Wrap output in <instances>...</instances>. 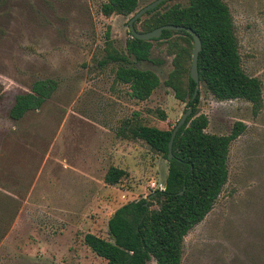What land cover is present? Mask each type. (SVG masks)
<instances>
[{
    "label": "rangeland",
    "instance_id": "obj_1",
    "mask_svg": "<svg viewBox=\"0 0 264 264\" xmlns=\"http://www.w3.org/2000/svg\"><path fill=\"white\" fill-rule=\"evenodd\" d=\"M104 1L0 0V264H105L83 235L109 239L113 211L147 198L150 181L164 184L163 155L119 130L175 125L186 102L163 81L172 69V42L184 43L171 33L150 40L147 60L127 55L128 65L159 80L145 100L133 98L115 80L116 64L101 62L105 32L125 54L128 19L151 0L109 16L100 11ZM185 1L165 0L158 10ZM223 2L241 66L260 81L262 106L254 114L248 101L215 99L198 82L195 112L206 116L205 132L227 134L236 121L245 128L229 144L227 180L213 206L183 237L181 264H264V0ZM134 28L140 31L138 23ZM190 57L191 47L188 74ZM46 78L55 82L46 100L11 120L14 96ZM109 166L125 170L113 185L102 180Z\"/></svg>",
    "mask_w": 264,
    "mask_h": 264
},
{
    "label": "trees",
    "instance_id": "obj_2",
    "mask_svg": "<svg viewBox=\"0 0 264 264\" xmlns=\"http://www.w3.org/2000/svg\"><path fill=\"white\" fill-rule=\"evenodd\" d=\"M137 1L105 0L100 11L104 16L128 15L135 10ZM163 3L146 11L143 18L134 21L133 26L138 23L142 32L164 24L192 29L200 40L198 82L215 99L248 101L256 114L262 106L261 84L258 78L246 74L241 66L231 16L223 0H186L183 4L175 2L159 11ZM171 33L180 36L184 44L178 46L172 42V69L163 83L172 90L176 99L191 107V113L173 137L170 158H167V142L171 129L140 124H124L126 128H120L122 137L139 139L150 150L163 155L167 170L163 189L153 190L147 195V200H131L113 211L107 219L109 239L91 233L83 235V244L104 259L105 264H146L150 259L155 264H181L183 237L213 206L227 180L229 144L245 128L242 122L236 121L227 134L204 131L207 118L195 112L198 94L196 92L190 99L195 84L185 66L192 46L191 36L184 30H162L154 40H167ZM129 36L125 40L126 52L122 54L111 47L106 31L105 56L101 62H114L115 80L127 85L133 98L145 100L158 86V77L150 70L128 65L127 55L136 61L147 60L150 40L136 39L130 33ZM54 87L55 82L51 79L34 80L28 92L14 96L8 117L18 120L27 111L39 108ZM124 174L125 170L109 166L102 180L113 185ZM153 204L156 207H152Z\"/></svg>",
    "mask_w": 264,
    "mask_h": 264
},
{
    "label": "water",
    "instance_id": "obj_3",
    "mask_svg": "<svg viewBox=\"0 0 264 264\" xmlns=\"http://www.w3.org/2000/svg\"><path fill=\"white\" fill-rule=\"evenodd\" d=\"M163 1H165V0H151L150 2L145 4L144 6H142L138 10H136L132 14V16L128 19V22H127L128 30H129V33L132 35V37H134L136 39H140V40H151V39L158 38L160 36L162 30H184L191 36L192 46H191L190 66H189V77L192 79V81L195 84L193 91H192V94H191V97H190V99H193V97L195 96V94L197 92V88H198L197 55H198V51L200 50V40H199L198 35L189 27H184V26L175 25V24H164V25L158 26V27L153 28L152 30H149L146 32L137 31L133 26V23L135 20L140 18L142 15H144L146 11L154 8L157 4H159L160 2H163ZM190 113H191V107L188 106L184 110V112L181 114L179 119L176 121L175 125L171 128L170 136H169V139L167 142V158L171 157V143H172L173 137H174L177 129L181 125L184 124L185 119L187 118V116ZM146 200H147V198H146ZM144 204H146V203H144Z\"/></svg>",
    "mask_w": 264,
    "mask_h": 264
},
{
    "label": "built area",
    "instance_id": "obj_4",
    "mask_svg": "<svg viewBox=\"0 0 264 264\" xmlns=\"http://www.w3.org/2000/svg\"><path fill=\"white\" fill-rule=\"evenodd\" d=\"M148 187L150 188V189H153V190H155V189H158V190H161V189H163V186L162 185H157V184H155V182L154 181H150L149 183H148Z\"/></svg>",
    "mask_w": 264,
    "mask_h": 264
}]
</instances>
